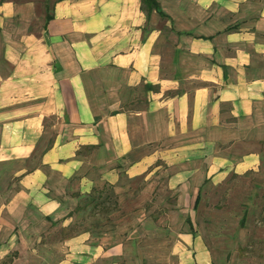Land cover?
Returning a JSON list of instances; mask_svg holds the SVG:
<instances>
[{
	"label": "crops",
	"instance_id": "obj_1",
	"mask_svg": "<svg viewBox=\"0 0 264 264\" xmlns=\"http://www.w3.org/2000/svg\"><path fill=\"white\" fill-rule=\"evenodd\" d=\"M158 2L167 18L141 0H0V251L26 219L70 224L94 186L165 169L194 205L206 182L262 169L264 0ZM181 237L178 264H217ZM41 246L54 264H127L89 232Z\"/></svg>",
	"mask_w": 264,
	"mask_h": 264
},
{
	"label": "rangeland",
	"instance_id": "obj_2",
	"mask_svg": "<svg viewBox=\"0 0 264 264\" xmlns=\"http://www.w3.org/2000/svg\"><path fill=\"white\" fill-rule=\"evenodd\" d=\"M257 147L264 158V143ZM4 168L2 165L1 169ZM167 173L165 169L159 173L152 186L140 179L123 178L122 187L116 189L120 209L113 215L114 229L111 227L112 231L103 236L108 244L122 245V258L127 264H178L179 257H183L181 252L186 251L181 236L189 232L187 216L191 217L194 229L206 242L217 264H264V210H261L264 159L262 169L256 174L230 176L220 185L206 182L201 187L202 197L197 210L193 209V201L180 203V195L186 189L169 188ZM6 180L0 175L1 194L11 189L5 187ZM255 182L261 184L259 189L254 187ZM251 196H255L253 202L249 201ZM5 197L0 195V200ZM245 202H250L251 207L242 227L240 219ZM152 215H158V220H153ZM34 221L37 223L31 225L26 219L13 249L0 251V264H40L44 261L54 264L60 257L61 249L48 250L42 246L43 249H39L37 245L57 242L61 227L51 230L41 219ZM127 232L128 236L139 233L135 247L130 243L123 244V235ZM39 234L42 235L40 241Z\"/></svg>",
	"mask_w": 264,
	"mask_h": 264
},
{
	"label": "trees",
	"instance_id": "obj_3",
	"mask_svg": "<svg viewBox=\"0 0 264 264\" xmlns=\"http://www.w3.org/2000/svg\"><path fill=\"white\" fill-rule=\"evenodd\" d=\"M48 3V0H44ZM60 1V0H55ZM142 1V8L145 12L147 18L149 19L151 16V13L153 11H156L162 18H167L168 15L163 11L162 7L160 6V3L158 0H141ZM51 19V16L49 14L46 15L45 20L46 24ZM262 142L261 144H263ZM261 159H262V167H263V154L260 153ZM247 173H254L253 171L247 172ZM246 173V174H247ZM237 177L238 175L233 174L232 177ZM129 181L139 180L144 182V178L142 177H136V178H128ZM260 183L255 182L254 187L260 188ZM116 185L110 184V183H104L101 186H94L92 190L88 193H81L76 192L73 194V196L76 198L77 202L73 209L68 213L69 217H73V221L68 224L67 226L61 227L59 230L60 234V241L72 238L80 233L83 232H89L93 237L100 238L104 234H106L111 229H114V213L119 211L120 209V201L119 196L116 191ZM202 188L199 189L198 195L195 199L193 209L197 210L199 207V204L201 202V194ZM257 195V194H254ZM255 196L249 197V201H254ZM251 203L245 202L244 203V214L242 218L240 219V225L244 227L248 212L250 210ZM261 210H264V203L262 205ZM264 212V211H263ZM153 220H158V215H152L150 216ZM46 219L52 221V219L47 216ZM186 222L189 226V232L194 234V224L190 216H187ZM57 222L52 221V225H56ZM112 227V228H111ZM111 228V229H110ZM112 231V230H111ZM129 232L124 233L123 239L125 245L132 244L133 247L136 246L139 233L132 234L131 236H128ZM128 236V237H127ZM125 261V259H124Z\"/></svg>",
	"mask_w": 264,
	"mask_h": 264
}]
</instances>
